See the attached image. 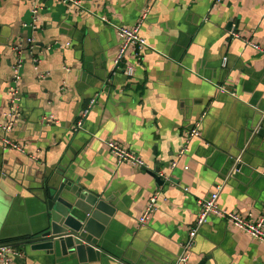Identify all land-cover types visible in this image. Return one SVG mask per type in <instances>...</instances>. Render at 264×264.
<instances>
[{
	"label": "crops",
	"instance_id": "1",
	"mask_svg": "<svg viewBox=\"0 0 264 264\" xmlns=\"http://www.w3.org/2000/svg\"><path fill=\"white\" fill-rule=\"evenodd\" d=\"M81 2L77 9L41 0L39 28L32 30L35 0H0V126L8 110L13 47L20 45L23 104L10 138L28 145L29 152L3 150L0 130V240L24 243L44 230L36 186L43 174L51 178L61 169L117 209L108 232L113 254L102 264H175L198 201L218 189L221 208L257 219L264 207V137L255 129L264 119V56L244 40L264 49V0ZM149 6L141 35L152 50L140 65L127 51L123 66H133L134 74L126 77L113 65L117 34L101 18L131 28ZM92 99L95 107L74 132ZM199 122L202 136L191 139L178 158L186 134ZM108 140L138 154L149 170L118 166ZM158 168L170 177L163 186L152 177ZM157 191L156 211L142 225ZM20 245L12 264H78ZM204 259L264 264V243L214 218L199 232L191 264Z\"/></svg>",
	"mask_w": 264,
	"mask_h": 264
},
{
	"label": "built area",
	"instance_id": "2",
	"mask_svg": "<svg viewBox=\"0 0 264 264\" xmlns=\"http://www.w3.org/2000/svg\"><path fill=\"white\" fill-rule=\"evenodd\" d=\"M62 5L69 6L72 8L82 9L81 0H56ZM223 0H216V3L219 4ZM41 0H35V5L32 10L33 22L29 27L32 30H38V12L40 8ZM151 12V7H147L138 21V23L134 27H125L115 25L109 22L107 19L101 18L102 21L111 25L119 39L120 48L113 60V65L115 71L119 68H122L126 77H132L134 74L133 66H123L125 62V56L129 49L133 51V54L138 61L139 65L140 61L145 51L152 50L151 45L147 42V40L141 35V27L148 19L149 13ZM232 36L234 38H240V35L237 33H233ZM247 45H250L255 50L259 51V53L264 56V49L251 42L244 40ZM29 51L32 53L35 49V40L33 38L28 39ZM67 47L70 46V43L66 44ZM13 52L15 54V61L12 65V79L11 83L7 90L8 95V110L5 113V123L0 126V130L3 133L2 138V149L5 151H16L23 155H29L27 151V146L23 142L14 141L10 138L11 133H13L15 129V125L21 114V107L23 104V96L20 90V84L22 81V73L23 67L25 66L24 59V51L20 45H15L13 47ZM40 61L35 57L34 64L37 69L38 63ZM227 58L223 59V65L226 66ZM222 93H226V89L223 87H219ZM97 103L96 99H92L88 106L81 112V115L75 125L73 127L74 132H78L83 129V125L87 117L89 116L92 109L95 107ZM206 117V114L203 115V118ZM201 122L195 125L188 133L186 134V147L183 149L178 158H181L185 155V152L188 150L189 141L193 138L201 137ZM106 146L108 147L111 154L114 156L118 166L128 165L130 167L147 171L149 170L148 164L135 152L130 149L122 146L121 144L108 140L105 141ZM31 158L33 160H38V155L31 154ZM177 166V161H173L170 168L175 169ZM159 177L164 183L170 182V177L168 174L164 172H159ZM220 190L218 189L216 192L212 193L206 199H202L198 201L199 212L196 218L195 223L190 228L187 241L181 246V253L177 259L175 264H191V258L193 255V249L196 244V239L201 231V229L209 223L211 219L217 218L222 220L223 222L234 226L235 228L247 233L254 240L264 243V207L261 211L260 216L255 219L252 216H244L239 212H233L229 210H225L219 205V196ZM188 190L186 189V192ZM159 193L158 191L152 195L147 203V207L139 220L140 224L144 225L148 222V220L153 216L156 211L157 203H158ZM16 245H0V264H12L13 257L20 254V250L17 249Z\"/></svg>",
	"mask_w": 264,
	"mask_h": 264
},
{
	"label": "water",
	"instance_id": "3",
	"mask_svg": "<svg viewBox=\"0 0 264 264\" xmlns=\"http://www.w3.org/2000/svg\"><path fill=\"white\" fill-rule=\"evenodd\" d=\"M256 124L259 127L255 129L260 128L257 135L264 137V119ZM237 160L241 162L237 171H241L243 159ZM159 172L158 168L152 177L163 186ZM36 188L44 204V230L14 245H31L33 250L45 251L58 260L69 258L78 264H102L106 256L113 254L108 232L117 209L110 199L88 192L79 179L72 180L62 169L51 178L49 173L43 174Z\"/></svg>",
	"mask_w": 264,
	"mask_h": 264
},
{
	"label": "trees",
	"instance_id": "4",
	"mask_svg": "<svg viewBox=\"0 0 264 264\" xmlns=\"http://www.w3.org/2000/svg\"><path fill=\"white\" fill-rule=\"evenodd\" d=\"M7 244L8 245H10V244L13 245V244H16V243L15 242H12V241H8V242L7 241H0V245H7ZM17 249H19V248L17 247Z\"/></svg>",
	"mask_w": 264,
	"mask_h": 264
}]
</instances>
